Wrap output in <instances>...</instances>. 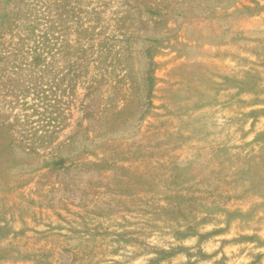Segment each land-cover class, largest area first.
Here are the masks:
<instances>
[{
    "label": "rangeland",
    "instance_id": "374dc122",
    "mask_svg": "<svg viewBox=\"0 0 264 264\" xmlns=\"http://www.w3.org/2000/svg\"><path fill=\"white\" fill-rule=\"evenodd\" d=\"M232 1L0 0V264H264V0Z\"/></svg>",
    "mask_w": 264,
    "mask_h": 264
},
{
    "label": "trees",
    "instance_id": "16d2710c",
    "mask_svg": "<svg viewBox=\"0 0 264 264\" xmlns=\"http://www.w3.org/2000/svg\"><path fill=\"white\" fill-rule=\"evenodd\" d=\"M240 1H250L255 3L256 0H234L232 1V5H235V3L240 2ZM248 8V6L246 7ZM255 15V14H254ZM253 14L248 13L247 16H254ZM87 41V44L83 43V40ZM79 43L80 46L78 48H76L77 51H82V52H88L89 49H93V39L89 38V37H77L76 39V44ZM86 45V47L84 46ZM146 58H147V72H146V76L144 78L143 81V85L145 86L144 89H148L149 92V96L147 97V101L149 102H145L146 103H150L151 104V97H150V88L153 87L154 82H155V77H154V70L156 67V63H155V54H154V47L153 46H148L146 48ZM101 78H103V73L100 74ZM96 83H99L100 80H96ZM143 98H139V103L142 102ZM12 126V125H11ZM13 142V141H12ZM11 142V143H12ZM10 143V145H11ZM64 160H59V161H53L49 164V166H53V167H59V166H63L64 165ZM246 238L249 239L250 242H256L257 244V248H262L264 247V240L261 239L258 235H241L238 238ZM224 256L226 257L227 255L224 254Z\"/></svg>",
    "mask_w": 264,
    "mask_h": 264
}]
</instances>
